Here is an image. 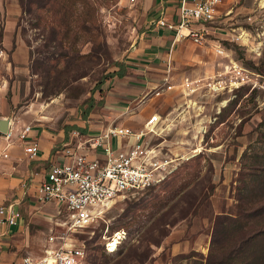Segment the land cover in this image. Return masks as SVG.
Masks as SVG:
<instances>
[{
	"label": "rangeland",
	"instance_id": "374dc122",
	"mask_svg": "<svg viewBox=\"0 0 264 264\" xmlns=\"http://www.w3.org/2000/svg\"><path fill=\"white\" fill-rule=\"evenodd\" d=\"M223 2L216 19L205 24L207 40L195 44L188 38L174 41L171 34L157 38L162 32L149 22L154 10L146 12L140 2L73 0L60 23L67 38L61 46H45L43 27L36 25L37 0H18L19 29L31 59L29 77L17 79L20 101L11 110L16 125L30 124L53 137L61 133L55 154L110 124L139 130L157 112L172 118L171 130L154 137L153 143L161 141L171 156L195 147L199 151L179 160L160 186L116 198L98 221L74 234L85 246L82 264L95 259L97 264H207L216 216L238 214L240 204L262 209L264 181H250L247 174L264 161L256 157L264 155V0ZM7 6L0 1V15ZM214 44L250 71L249 83L232 93L185 97L178 86L183 78H203L229 68L231 60L215 54ZM137 46L139 66L129 63ZM150 49L158 54L145 55ZM119 67L125 69L124 79L115 75ZM166 74L175 88L151 96ZM138 76L145 81L140 95L130 93ZM203 126L206 131L199 134ZM17 151L19 163L12 158L0 167V202L17 201L23 216L20 230L3 247L7 262L42 255L57 212L54 204L36 201L37 173L22 168L28 159L22 148ZM249 223L251 228L264 226V209ZM118 229L125 235L109 251L106 239ZM234 238L232 232L217 234L210 264H264V238L248 246L243 260H223Z\"/></svg>",
	"mask_w": 264,
	"mask_h": 264
},
{
	"label": "built area",
	"instance_id": "2783aa9c",
	"mask_svg": "<svg viewBox=\"0 0 264 264\" xmlns=\"http://www.w3.org/2000/svg\"><path fill=\"white\" fill-rule=\"evenodd\" d=\"M177 1L174 16L169 18L161 10L152 24L156 30L173 32L174 41L188 38L195 44H202L207 40L205 24L216 19L223 0ZM126 2L134 5L138 0ZM213 51L231 60L229 68L203 78H183L178 86L185 97L232 93L249 83L250 71L232 61L220 44H214ZM175 86L169 74L163 75L152 88L151 96L162 95ZM146 96H142L141 102ZM168 116L164 118L153 112L139 130L110 124L96 133H89L75 146L67 145L61 152L57 151L61 161L50 163L42 179L34 185L37 202L52 203L57 207L54 228L46 238L47 248L42 255H25L18 261H0V264H82L85 246L74 234L84 232L98 221L104 209L116 198L160 186L174 172L179 160H189L199 152L195 147L190 153L171 156L163 150L161 141L152 142L154 137L171 130L172 118ZM200 129L203 130H199V134L205 133L204 126ZM31 131L30 124L18 126L8 120L6 131H0V167L19 147L27 159L37 158L39 145L30 139ZM17 203L0 202L2 235L7 233V228L21 225L23 216ZM124 235V229L114 231L106 239V249L113 251L111 241L117 238L119 243Z\"/></svg>",
	"mask_w": 264,
	"mask_h": 264
},
{
	"label": "crops",
	"instance_id": "0c3cea01",
	"mask_svg": "<svg viewBox=\"0 0 264 264\" xmlns=\"http://www.w3.org/2000/svg\"><path fill=\"white\" fill-rule=\"evenodd\" d=\"M1 5H2V0ZM8 6L3 10L5 14L0 15V51L2 52V56H0V120L7 119L13 120L14 117L11 114L12 107L16 106L20 101L19 93L16 90L18 78L20 76L29 77V63H30V46L27 44L25 39L23 38L20 29H19V14L20 9L18 6V0H5ZM142 5V7L147 12L149 9L154 10V16L150 19V23L158 18L161 10H164L167 17L174 16V12L176 9V0H138L137 4ZM15 9V10H14ZM161 31L162 34L157 38H169L170 34L173 37V32H169L167 30H156ZM159 39L154 38L156 43H159ZM136 51L133 60H129V63L132 65L139 66V46L134 48ZM145 55H157V51L155 49H150L144 51ZM149 57V56H148ZM129 69V67H127ZM139 72V69H134ZM116 75V74H115ZM119 77L118 75H116ZM127 77L124 74L119 77L120 79H124ZM144 79L138 78L133 82L135 88L130 91V93H137L139 91V95L142 93V88L144 87ZM8 92L11 93V96H8ZM33 131V133H32ZM31 138L36 141L39 145V154L36 159L32 161L25 160L23 162V167L27 170L28 173H32L36 171L37 180L42 179L44 176L48 166L52 162L61 161L60 155L56 153L53 154V147L55 142H59L62 139L61 133L57 134V136L53 137L51 134L46 132L45 130L39 129V131H34L32 128ZM20 148V147H19ZM13 151V155L11 157L14 161H18L17 159V149ZM17 151V152H16ZM8 160V161H9ZM21 163L18 164L20 167ZM30 171V172H29ZM22 225H19L16 228L10 227L7 228V233L2 235L0 232V261L7 262L6 258H4L3 247L9 245V240L20 230ZM1 237L6 240H2ZM180 243V242H179ZM180 247V246H179ZM176 248H173L175 251ZM177 250V249H176Z\"/></svg>",
	"mask_w": 264,
	"mask_h": 264
},
{
	"label": "trees",
	"instance_id": "16d2710c",
	"mask_svg": "<svg viewBox=\"0 0 264 264\" xmlns=\"http://www.w3.org/2000/svg\"><path fill=\"white\" fill-rule=\"evenodd\" d=\"M73 0H37V8L39 10V16L36 25L42 26L44 32V41L45 46H51L54 43L61 46L67 34L61 32V22L64 18L68 16V11L72 4ZM62 13V16L61 14ZM60 14L59 21L57 16ZM116 75L121 77L124 74V68L119 67V70L115 72ZM103 83L99 81L98 85ZM90 105L89 107H91ZM90 109V108H89ZM88 110L84 112V116L87 115ZM258 158H263V156L256 155ZM254 181L258 178H261L264 181V161L259 165V167L252 168L251 172L247 174ZM245 185V184H244ZM242 198V197H241ZM239 198V201L241 200ZM244 203V202H243ZM264 209V204H262V209L251 208L249 205L242 207L240 204V213L235 215L227 214H218L215 218V226L211 236V249L207 255V264H210L212 254L213 243L216 239L218 233H229L232 232L235 234L233 239V244L228 252L225 254L223 260L229 259L230 262L233 260H243L241 256L248 254L246 251L249 249L248 246H251L256 240L264 238V226H259L258 228H251L250 223L253 218L260 215ZM119 230V229H118ZM96 260V259H95ZM93 261V264H97L96 261ZM243 262V261H242ZM247 262V261H244Z\"/></svg>",
	"mask_w": 264,
	"mask_h": 264
},
{
	"label": "water",
	"instance_id": "95a60500",
	"mask_svg": "<svg viewBox=\"0 0 264 264\" xmlns=\"http://www.w3.org/2000/svg\"><path fill=\"white\" fill-rule=\"evenodd\" d=\"M7 125H8L7 119L0 120V131H2V132L6 131Z\"/></svg>",
	"mask_w": 264,
	"mask_h": 264
},
{
	"label": "bare ground",
	"instance_id": "6f19581e",
	"mask_svg": "<svg viewBox=\"0 0 264 264\" xmlns=\"http://www.w3.org/2000/svg\"><path fill=\"white\" fill-rule=\"evenodd\" d=\"M117 239V238H116ZM115 238L111 241V243H110V247L111 248H113L115 245H116V243H117V240H116Z\"/></svg>",
	"mask_w": 264,
	"mask_h": 264
}]
</instances>
